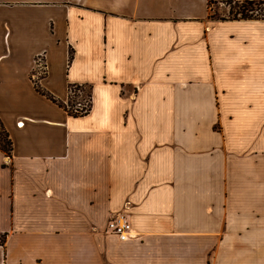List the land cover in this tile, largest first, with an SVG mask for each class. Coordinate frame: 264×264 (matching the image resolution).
I'll return each mask as SVG.
<instances>
[{"label":"crops","instance_id":"1","mask_svg":"<svg viewBox=\"0 0 264 264\" xmlns=\"http://www.w3.org/2000/svg\"><path fill=\"white\" fill-rule=\"evenodd\" d=\"M207 2L0 0V264H264V18Z\"/></svg>","mask_w":264,"mask_h":264},{"label":"trees","instance_id":"2","mask_svg":"<svg viewBox=\"0 0 264 264\" xmlns=\"http://www.w3.org/2000/svg\"><path fill=\"white\" fill-rule=\"evenodd\" d=\"M226 2L235 3L238 7L236 12L233 13L232 17L228 18H264V13H258L257 15H253L254 7L259 4L264 5V0H225ZM213 0H208V6L213 3ZM231 13V11H229ZM224 19V18H223ZM72 53L70 52L69 58H71ZM33 85L35 90L44 95L47 99L52 101L53 103L57 104L59 107L63 108L68 114L72 116H81L86 114L91 107V93H90V86H84L79 84H68V97L67 100L61 101L49 91L42 88L37 79H32ZM81 93H85V101L81 103L80 101H74V97L80 95ZM79 103V105H78ZM0 129L3 132V137L0 136V149L7 155L10 156L11 152V140L8 137L6 131L1 125L0 122ZM4 243V235L0 236V244L3 245Z\"/></svg>","mask_w":264,"mask_h":264},{"label":"built area","instance_id":"3","mask_svg":"<svg viewBox=\"0 0 264 264\" xmlns=\"http://www.w3.org/2000/svg\"><path fill=\"white\" fill-rule=\"evenodd\" d=\"M105 230L116 235L119 240H127L135 236L124 212H117L112 215L106 222Z\"/></svg>","mask_w":264,"mask_h":264},{"label":"rangeland","instance_id":"4","mask_svg":"<svg viewBox=\"0 0 264 264\" xmlns=\"http://www.w3.org/2000/svg\"><path fill=\"white\" fill-rule=\"evenodd\" d=\"M211 9L213 10V12L211 13L212 16L215 17H221V16H228V17H232L233 13L236 12V10H238L237 6L235 3L232 2H214L211 3ZM255 9L253 10V15H257L258 13H264V5L259 4L258 6L256 5L254 7ZM229 11H231V13H229ZM85 93H81L80 95L74 97V101H80L81 103H84L85 101ZM0 136L3 137V132L0 129Z\"/></svg>","mask_w":264,"mask_h":264}]
</instances>
